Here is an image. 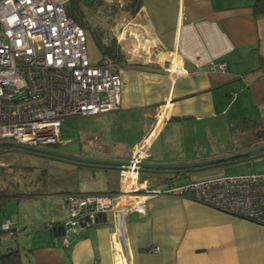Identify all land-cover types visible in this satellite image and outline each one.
<instances>
[{
	"label": "crops",
	"instance_id": "1",
	"mask_svg": "<svg viewBox=\"0 0 264 264\" xmlns=\"http://www.w3.org/2000/svg\"><path fill=\"white\" fill-rule=\"evenodd\" d=\"M262 4L140 0L114 37L122 53L116 66L122 82L120 108L68 117L76 118L80 146L66 154L118 164L79 165L61 159L62 175L87 181H67L60 196L0 189V195L12 194L3 206L13 204L7 205L15 210L12 226L38 231L19 249L18 264H264V225L186 196L151 194L144 214L129 209L120 218L101 215L66 242L61 226L68 193L119 191V167L149 131L142 163H189L241 153L229 148V131L241 117L264 125ZM220 61L226 70L210 68ZM2 166L8 165L0 161ZM171 175L139 171L140 181L146 180L152 190L183 183ZM45 205L47 211L32 216ZM1 219L8 217L2 212Z\"/></svg>",
	"mask_w": 264,
	"mask_h": 264
},
{
	"label": "built area",
	"instance_id": "2",
	"mask_svg": "<svg viewBox=\"0 0 264 264\" xmlns=\"http://www.w3.org/2000/svg\"><path fill=\"white\" fill-rule=\"evenodd\" d=\"M68 2L0 0V142L27 147L56 144L63 119L120 108L117 64L109 56L89 61L85 29L66 13ZM210 68L227 67L220 61ZM150 136L151 131L140 139L128 164L120 167L118 192L66 195L68 212L61 223L65 242L96 224L101 215L114 213L120 218L129 209L144 214L146 198L155 193L186 196L264 225V172L188 180L152 190L139 179ZM10 224L5 219L1 227L8 229Z\"/></svg>",
	"mask_w": 264,
	"mask_h": 264
},
{
	"label": "rangeland",
	"instance_id": "3",
	"mask_svg": "<svg viewBox=\"0 0 264 264\" xmlns=\"http://www.w3.org/2000/svg\"><path fill=\"white\" fill-rule=\"evenodd\" d=\"M101 1V4H96V0H79L88 24L87 29H85L86 48L87 57L91 63H96L102 57L101 51L97 47L91 32L100 28L106 34L105 40L109 41L111 38L115 37L116 34H119L122 23L126 22L130 16L129 13L126 12V9L131 0ZM75 119L76 118H65L62 120L56 145H44L38 146L37 148L64 154L77 152L80 144L76 137ZM5 141L12 142L10 140ZM227 142L231 151H235L236 149L238 152H245L264 145V139H255L249 130H237V128L234 127L233 130L228 133ZM12 147L11 150L0 154V161L8 165L0 167V189L2 190L6 187L9 189L19 187L21 189L25 188L28 192H52L60 196L58 192L67 181H87V179L84 178L76 179L73 175H62L60 172V165L61 163L64 165V162L61 161V158L34 154L26 151L22 147ZM262 172H264V155H257L228 164L190 171L187 174L182 172L179 178L185 182L188 178L191 180H200L221 175L238 176ZM166 174L165 172L150 173L152 176L159 177L166 176ZM175 180L178 181L176 178ZM9 204H5L3 213H5L8 219L12 220L11 217L13 212L15 213V210H11L10 207H13L11 206L13 204H10V207L7 206ZM39 211H47V205L39 207V210L35 209V211L32 212V216L35 214L39 215ZM15 227L16 226H12V228ZM32 228L33 227L28 226L24 232L16 233V236L12 238L7 233H1L0 252L4 253L7 247H18V249L21 250L22 245H28L33 239L32 237L34 234L38 232L36 231L37 229L34 230ZM38 229L40 230L39 227Z\"/></svg>",
	"mask_w": 264,
	"mask_h": 264
},
{
	"label": "trees",
	"instance_id": "4",
	"mask_svg": "<svg viewBox=\"0 0 264 264\" xmlns=\"http://www.w3.org/2000/svg\"><path fill=\"white\" fill-rule=\"evenodd\" d=\"M260 1H264V0H260ZM101 2H102L101 0H96L95 3L101 4ZM139 6H140V0H131L130 4H128V6H127L126 12L133 14L139 8ZM65 9H66V13L69 16H71L84 29H87L88 24H87V21L85 19L84 12H83V9L81 8L79 0H69ZM258 11L261 13H264V4L261 5V8H259ZM91 35H92L97 47L101 51L102 56L111 57L113 59V61L118 66V62L120 60V57H122V53H121L119 47L116 45L115 38L113 37L109 41H106L105 40L106 34L100 28H97L94 31H92ZM115 71H117V70L115 69ZM235 128H237V130H249L251 132V134L255 137V139H258V140L264 139V125H261L260 123L254 121L250 118L241 117ZM12 146L22 147L26 151L34 153V154L51 156L46 151L34 150L30 147L22 146V145H19L16 143H7L4 145H0V154L4 153L5 151L11 150L13 148ZM257 155H264V151H258V152H254L252 154H247L245 156H242L241 158L224 161L221 164H228L231 162H236L239 160L248 159V158H251V157H254ZM62 160H67V161L76 163L75 161L70 160V159H62ZM79 165H81V164H79ZM215 165H218V164H214V166ZM156 171L157 172H165L166 170L157 169ZM182 172L186 173L189 171L182 169L181 171H178L177 173H171L172 179H175V178L178 179L180 177V173H182ZM11 197H12V194L8 193V192L4 193L3 195H0V234L1 233H7L12 238V237L16 236V233H19L22 231H19V229L17 227L12 228V224L9 225L8 229H3L1 227L3 221L5 220V219H1V214L3 212V206H4V203L7 201V199L11 198ZM19 252L20 251H19L18 247H14V248L7 247L5 249L4 253L0 252V264H18V257L20 255Z\"/></svg>",
	"mask_w": 264,
	"mask_h": 264
},
{
	"label": "water",
	"instance_id": "5",
	"mask_svg": "<svg viewBox=\"0 0 264 264\" xmlns=\"http://www.w3.org/2000/svg\"><path fill=\"white\" fill-rule=\"evenodd\" d=\"M7 143H11V142H5V141L0 142V145H4ZM30 148H32L34 150L46 151L51 156L62 158V159H70V160L75 161L77 164H81V165L96 164V165L108 166V165L118 164V162H114V161L83 158V157H78V156H74V155H70V154H66V153L64 154V153H59V152L50 151V150H46V149H39L37 147H30ZM258 151H264V145L258 146L256 148H253L251 150L241 152V153H235V154H231L228 156L205 159L202 161H195V162H189V163L147 164V163L141 162L139 171H142L145 173H157V171H156L157 169H164V170H166L165 173L171 174V173H177L178 171L185 169V170H188L190 172V171H194V170L209 168L211 166H214V164L222 165L221 163L224 161L241 158L242 156H245L247 154H252V153L258 152ZM125 164H128V160L125 163H123L122 165H125ZM122 165H120V167ZM215 166H217V165H215ZM120 167H119V169H120Z\"/></svg>",
	"mask_w": 264,
	"mask_h": 264
}]
</instances>
